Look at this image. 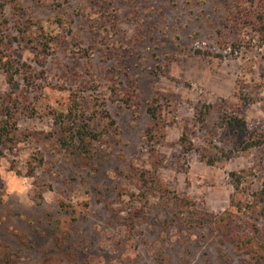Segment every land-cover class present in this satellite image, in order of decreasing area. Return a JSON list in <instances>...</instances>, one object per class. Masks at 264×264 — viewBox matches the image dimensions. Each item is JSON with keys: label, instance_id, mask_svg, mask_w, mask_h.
<instances>
[{"label": "rangeland", "instance_id": "rangeland-1", "mask_svg": "<svg viewBox=\"0 0 264 264\" xmlns=\"http://www.w3.org/2000/svg\"><path fill=\"white\" fill-rule=\"evenodd\" d=\"M263 7L264 0H0V94L10 90L6 61L34 75V115L20 118L21 141L0 159L30 181V203L5 199L0 180V264H252L219 232L182 216L218 221L231 212L249 221L230 207V176L243 184V201L264 187V143L244 151L243 137L219 120L242 117L264 136V44L243 17ZM155 97L159 131L147 113ZM206 105L213 108L200 124ZM73 107L89 117L104 108L117 124L106 158L100 150L82 161L57 147L53 115ZM149 127L152 143L144 139ZM182 135L194 149L184 152ZM222 150L228 158L212 166L201 157Z\"/></svg>", "mask_w": 264, "mask_h": 264}, {"label": "trees", "instance_id": "trees-1", "mask_svg": "<svg viewBox=\"0 0 264 264\" xmlns=\"http://www.w3.org/2000/svg\"><path fill=\"white\" fill-rule=\"evenodd\" d=\"M243 17L247 19V25L255 32L264 44V7L256 11H243ZM22 32V30H20ZM43 49L46 50L48 45L41 42ZM44 52V51H43ZM2 72L6 77L7 84L10 86L8 93L0 94V159L5 156V152L12 150L21 141L22 133L19 131L18 122L21 117H32L34 109L27 103V87L34 85L33 71L29 72V67L22 64L21 67L6 61L1 66ZM113 93L123 101L125 105L130 106L131 99L123 93ZM74 103H78L79 99L75 98ZM82 104L79 103V106ZM147 113L149 114L154 126V130L159 131L161 128L158 97L153 98L147 103ZM213 106L206 105L200 109L197 121L200 124L206 119ZM220 123L229 133L241 135L245 144L243 150L259 147L264 143V136L255 133V131L247 129L244 119L239 116H229L221 113ZM54 131L52 136L58 148L63 150L67 155L78 160L91 159L100 150L104 151L103 157L107 154L106 146L108 142L109 132L112 130L118 135L119 128L115 121L104 108H98L92 117L87 116L86 112L79 110L78 107L68 108L64 113H56L53 115ZM102 126V127H101ZM99 127H101L99 129ZM152 127H149L145 133V142H154L155 136ZM157 135V134H155ZM179 143L184 152L194 149L193 144L182 135ZM157 142V141H155ZM98 154V153H97ZM103 158L102 156H99ZM207 165H214L218 161H224L228 155L222 150L216 154L201 155ZM231 185L233 187V195L230 199V207L234 211L241 212L250 220L232 216L231 212H225L217 219L216 216H201L197 211H189L183 214L189 224L197 228L209 227L214 233H220L219 237L225 244L248 255L252 264H264V225L260 224V219L264 218V187L255 190L249 194L247 201L238 199L243 191V184L237 174L232 173L230 176ZM1 187V182H0ZM70 214V212H67ZM215 224H219V228H215ZM200 225V226H199ZM134 226V224H133Z\"/></svg>", "mask_w": 264, "mask_h": 264}, {"label": "clouds", "instance_id": "clouds-1", "mask_svg": "<svg viewBox=\"0 0 264 264\" xmlns=\"http://www.w3.org/2000/svg\"><path fill=\"white\" fill-rule=\"evenodd\" d=\"M0 180L4 184L2 194L5 199L15 197L19 203L25 206L30 203L29 194L32 191L30 181L8 172L4 164H0Z\"/></svg>", "mask_w": 264, "mask_h": 264}]
</instances>
